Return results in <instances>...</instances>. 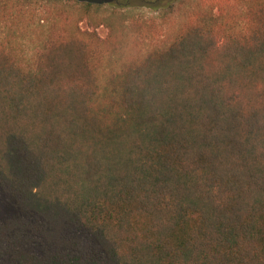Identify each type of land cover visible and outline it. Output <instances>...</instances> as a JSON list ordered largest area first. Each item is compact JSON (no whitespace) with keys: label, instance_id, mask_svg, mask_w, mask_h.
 Instances as JSON below:
<instances>
[{"label":"trees","instance_id":"1","mask_svg":"<svg viewBox=\"0 0 264 264\" xmlns=\"http://www.w3.org/2000/svg\"><path fill=\"white\" fill-rule=\"evenodd\" d=\"M0 264H264V0H0Z\"/></svg>","mask_w":264,"mask_h":264}]
</instances>
